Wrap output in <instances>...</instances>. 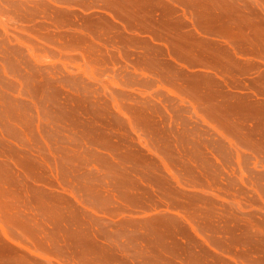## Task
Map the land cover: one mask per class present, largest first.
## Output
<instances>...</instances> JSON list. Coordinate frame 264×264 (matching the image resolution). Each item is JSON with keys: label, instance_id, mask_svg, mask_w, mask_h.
<instances>
[{"label": "rangeland", "instance_id": "1", "mask_svg": "<svg viewBox=\"0 0 264 264\" xmlns=\"http://www.w3.org/2000/svg\"><path fill=\"white\" fill-rule=\"evenodd\" d=\"M0 264H264V0H0Z\"/></svg>", "mask_w": 264, "mask_h": 264}]
</instances>
